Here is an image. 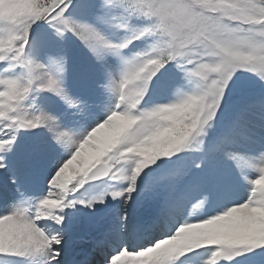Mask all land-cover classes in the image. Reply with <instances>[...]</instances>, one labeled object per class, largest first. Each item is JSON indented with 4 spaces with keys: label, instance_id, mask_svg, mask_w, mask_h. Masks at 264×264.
<instances>
[{
    "label": "snow or ice",
    "instance_id": "1",
    "mask_svg": "<svg viewBox=\"0 0 264 264\" xmlns=\"http://www.w3.org/2000/svg\"><path fill=\"white\" fill-rule=\"evenodd\" d=\"M0 264H264V0H0Z\"/></svg>",
    "mask_w": 264,
    "mask_h": 264
}]
</instances>
